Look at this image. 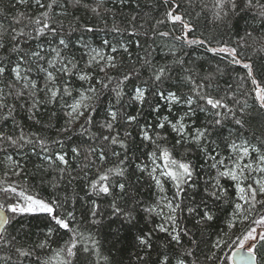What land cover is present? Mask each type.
Masks as SVG:
<instances>
[{
  "label": "snow or ice",
  "instance_id": "snow-or-ice-1",
  "mask_svg": "<svg viewBox=\"0 0 264 264\" xmlns=\"http://www.w3.org/2000/svg\"><path fill=\"white\" fill-rule=\"evenodd\" d=\"M188 2L191 6L192 0ZM165 3L168 4V0ZM21 5L35 6L36 12L13 15L7 27L0 24V51L7 54L0 55V121L7 123L12 120L15 123L16 108L9 103V99H12L25 101L21 107L25 108L28 119L35 124L41 123L36 114L42 106L59 104L65 124L57 129L55 137L25 133L20 124H16L18 132L0 131V153L5 154L7 161L0 178V251L6 252L0 255V264H12L13 255L17 261L28 260L29 264H32L33 258L35 264H93V257L100 255L99 241L91 232L86 236L79 230L77 210L67 195V186L81 178V173L85 180L84 194L78 196V200L85 201L81 216L92 225L102 223L104 212L97 203L99 198L111 199L108 205L110 216L131 223L136 219L133 213L137 207L144 205L142 200L137 199L143 187L141 182L154 189L155 199L152 204L144 205L143 211L148 217L155 215L162 218L155 230L166 233L170 238L169 243L180 246L176 264H186L188 257L195 256L192 248H184L181 233L189 237L192 245L197 243L191 232L181 226V213H187L185 218L195 219L196 225L213 220L206 199L201 200L203 207L194 201L185 203L189 189H196L197 180L204 169H208L204 179V197L214 202L223 200L231 203L234 215L242 211L250 212L257 205L264 207V138L253 136L257 143H252L239 137V130L245 127L243 117L249 108V99L264 113V80L258 81L253 66L243 63L237 47L218 40L217 45L223 46L212 47V41L203 34L190 39L189 33L194 34L195 30L185 20L184 14L178 13L180 4L173 3L169 4L165 19L157 20L156 24L163 25L165 21L173 26L179 24V34L174 30H160L156 26L151 28L159 37H171L177 42L169 48L171 61L155 63L149 46L143 56L136 58L135 63L128 64L122 56L119 59L116 55L105 56L102 51L91 48L83 37L73 45L71 33L81 28L69 24V31H65L62 17H66L71 9L84 8L99 16L103 0H97L94 7L88 0H15V6ZM203 7L207 8L208 5L204 4ZM238 7L237 0H213V19L222 21L236 12ZM243 8L254 10L255 15L264 20V3L261 0H244ZM0 14H3L2 11ZM135 19L132 17L133 21ZM132 28L133 31L128 32L127 28L122 29L114 24L111 31L136 35V26L132 25ZM83 31L92 33L95 30L85 26ZM41 40L45 43H40ZM29 41L37 42L35 49ZM103 44L110 46L108 40H104ZM193 45L203 47L214 56L223 54V57H230L228 64L242 66L247 75L241 77L235 89L229 84L228 89L221 93L218 77L224 74L222 69L218 67L215 72L200 75L194 64L186 66V61L178 54L177 49L182 52L185 46ZM73 46L90 49L86 53L88 58L85 59V55L76 58L72 52ZM110 47L112 53L118 52L117 47ZM119 47L124 53L129 51L123 43ZM137 47H140L139 42ZM145 74L146 79L143 78ZM73 78L80 82L78 89L73 87ZM247 82H250L251 88H245ZM102 95L114 97L115 103L109 100L104 109V118L97 124L93 113L98 112ZM125 96L129 103L138 104L141 108L148 105L151 113L156 115L157 122L141 125L137 115L124 113ZM149 96L156 100L155 104L150 102ZM161 102L167 106L169 114L178 108L177 117L160 116ZM197 113L204 114L206 120L198 122ZM57 115L56 111L51 112L52 117ZM228 124L238 127L230 129L225 135L223 130ZM133 125L139 127V143L149 150L142 153L144 160L130 162L128 138L133 134L128 128ZM77 126L79 135L86 137L81 144H87V140L95 141V144H88L87 147H71L75 158H83L76 166L79 171L70 167L63 151L65 139H71ZM90 126L99 129V134L90 132ZM118 126L123 128V136ZM44 127H55L51 117ZM112 146L122 149L123 155ZM10 148L18 153L30 148L31 154L38 157L40 163L35 171L40 174L42 182L51 174V179L47 180L53 192L51 199L39 197L29 187L12 179L22 176L24 166L7 154ZM109 152L116 157L115 161L109 162ZM194 156L201 159L202 167L199 170ZM74 171L76 175H73ZM65 180L67 185L63 183ZM61 187L66 189L63 197L58 193ZM229 187L234 192L229 193ZM233 195L235 200L229 201ZM118 200H125L132 207L121 208ZM37 214H44L50 221L42 241L26 247L19 243L17 236L6 234L7 226L16 217ZM73 224L77 227H72ZM252 224L255 226L249 227L242 237L233 241L236 250L227 257L232 264H257L259 261V248L264 247V215L254 219ZM227 227L232 229V222H228ZM60 231L67 234L68 239L53 248L50 244L52 235ZM138 242L143 248L151 247L147 234L145 238H138ZM213 258L214 255L207 257L209 260ZM156 264L172 262L167 255H163ZM193 264L197 262L194 260Z\"/></svg>",
  "mask_w": 264,
  "mask_h": 264
},
{
  "label": "trees",
  "instance_id": "trees-1",
  "mask_svg": "<svg viewBox=\"0 0 264 264\" xmlns=\"http://www.w3.org/2000/svg\"><path fill=\"white\" fill-rule=\"evenodd\" d=\"M171 1L172 0H168V4H172ZM180 1L186 5V14L188 17L190 19L195 17L196 21L193 22V27L199 37H201V34H203V37L207 38L212 36L213 38L215 37L219 39V41L227 42L228 45L233 42V39H236L248 47L259 48L264 51V20L256 16L254 10L244 9V0H237L239 7L236 12L231 13L222 21H215L213 19L211 9L213 0H192L191 6L189 5L188 0ZM45 2H47V0H45ZM261 2L264 3V0H261ZM88 3L94 7L97 0H88ZM204 4H207L208 7L204 8ZM166 8L167 5L161 0H103V7L99 10V16L84 8H73L68 12L66 17H62V19L66 32L69 31V24L81 28L80 31L71 33L70 40L73 45H75L76 40L83 37L84 41L87 42L91 48H96V46L101 45L104 36L109 39V36L113 35V37L116 38H114L116 41L118 38L129 49L127 53H124L122 50V52L117 55L118 59L122 56L126 63H135L136 58L138 56H143L144 50L150 46L152 50V59L157 64H163L171 61L172 57L169 53V46H174L177 42L169 38L168 40L172 41L174 45L168 43L169 48L159 47L154 42L156 34L151 31V28L156 26L161 29L162 25H157L156 22L157 20L165 19L164 10ZM0 11L3 13L0 14V24L7 27L12 21L13 15L19 16L21 13H28L31 15L36 12V7H28L24 5L15 6V0H0ZM57 11H60V9H57ZM132 17H135L136 19L133 21ZM114 24L119 25L122 29L127 28L128 32L133 31L132 25H135L138 30L137 34L131 36L128 32H124L122 35L116 34L111 31ZM141 25H143V27H141ZM169 25L170 23L165 21L163 26L168 27ZM85 26L92 27L95 31L92 33L84 32L83 27ZM146 32L148 33L147 36L145 35ZM249 33L251 35H249ZM138 42L140 43V47H137ZM40 43L43 44L45 41L41 40ZM29 44L35 49L37 42L29 41ZM219 46H223V44ZM212 47L217 46L212 45ZM177 51L186 61V66H192L194 64L200 75L207 74L210 71L215 72L218 67L222 69L224 74L218 77L221 93L228 89L229 84L233 85V88L235 89L236 83L240 81L241 77L247 75L239 65L228 64L230 57H223V54L214 56L201 46H185L182 52L179 51V49H177ZM72 52L76 58H79L81 55H85V59L88 58L86 55L88 49L86 48L77 49L73 46ZM107 54L109 55L111 53L107 52ZM0 55L7 54L0 51ZM14 56L15 54H13V59ZM263 62L264 59L258 61V64L260 63L259 72L262 77H264ZM100 75H102V73ZM143 78L146 79L147 74H145ZM73 85L74 88L78 89L80 82L73 78ZM84 87H87V84H85ZM97 87L99 86L97 85ZM245 88H251L250 82L245 83ZM173 90L175 89L173 88ZM109 100H111L112 103H115L114 97H106L105 95L101 96V99L98 102V112L93 113L94 120L97 124L103 120L105 115L104 109L108 106ZM149 100L152 104L156 103V100L151 96H149ZM9 103H13L16 108V111L14 112L15 123L12 120H9L7 123L0 121V131L5 133L18 132L16 124H20L23 126L25 133L31 132L37 136L55 137L53 135H57V129L62 128L65 124V119L63 118L64 115L60 110L59 104H53L47 107L42 106L40 111L36 114L41 123L35 124L28 119V114L25 108L21 107V105L25 104V101L9 99ZM123 103L125 107L122 111L127 114L137 115L139 124L143 125L146 122L154 124L157 122L156 115L151 113L148 105H144L141 108L138 104H131L129 103L127 96H125ZM248 103L249 108L246 109L243 117L245 120V127L239 130V137L240 139H247L252 141V143H257V140H254L253 136L264 138V113L254 106L252 99H249ZM166 109L167 107L161 102L160 116L170 115V118H175L179 114L178 109L174 110L172 114H169ZM53 110L58 113L55 117L51 116ZM197 116L199 118L198 122L206 120L205 115L202 113H197ZM50 117L51 123L54 124L55 127H44V125L48 123ZM237 127L238 126L228 124L223 130L224 134L227 135L230 129ZM118 130L120 131L121 136H123V128L118 126ZM91 131H95L97 135L99 134V129H93L90 126V132ZM128 131L133 134L128 138L129 161L135 162L137 159L144 160L142 153L147 152L149 149L145 145L139 143L140 137L137 135L139 127L133 125L128 128ZM113 134H115V130L113 131ZM169 138L172 139V136ZM85 139L86 137H81L79 135L78 126L77 131L71 134V139H65L64 151L67 154V160L69 161L71 168H76V166L83 160L82 157L78 160L73 156L70 151L71 147L77 145L87 147L88 144H95V141L93 140H87V144H81V141ZM112 147L123 155V150L118 146ZM25 153H27V155H25ZM7 154L12 155L14 160L20 162L24 166L22 176L12 177V179L26 185L34 194H38L39 197L43 199H51L53 192L47 184V180L51 179V174H48L42 182L40 174H37L35 171L40 161L36 155L31 154L30 148L25 149L24 153H18L10 148ZM108 159L109 162H112L116 160V157L112 156L111 152H109ZM6 163L5 154L0 153V176L3 175ZM194 163L197 164L198 170L202 167V162L199 156H194ZM76 171H79V169L76 168ZM76 171L73 172V175H76ZM207 171L208 169H204L203 174L199 176L196 189H189L185 203L187 204L194 201L196 205L203 207L201 200L206 199L208 210L213 215V220L201 225H196L195 219L192 217L185 218L187 213H181V226L188 229L191 232L192 238L197 242L196 245H192L189 237L183 236L181 233L184 248H192L195 252L194 257L190 256L187 258L186 264H193L194 260L197 264H231L230 260L227 259L229 256L222 254L220 243L221 241H226L225 245H227V243L233 241L239 230V222L232 223L233 228L228 229L227 224L228 222H231L233 216L232 204L226 203L223 200L214 202L213 200L204 197V179ZM80 176L81 178L76 179L71 185L67 186V195L77 210L76 216L77 221L79 222V230L83 231L86 236L91 232L99 241L98 251L100 255L98 258L93 257V264H156L158 259L163 258V255H167L172 264H176L177 254L181 251L180 246L176 245L174 242L169 243L170 238L166 233H160L155 230L158 226V221L155 218V215L148 217V214L143 211V206L152 204L155 199L154 189H150L146 182H141L143 183V187L140 189L137 199L142 200L144 205L137 207L136 211L133 213L136 219L131 223H124L123 218L110 216L111 209L108 205L111 203V199L109 198L106 200L104 198H99L97 203L100 205V210L104 212V215L101 218L102 223L99 225H92L88 220L82 219L81 216V212L85 207V201L78 200V196H83L84 194L82 189L85 187V180L82 178L83 173H81ZM63 183L67 185L66 180ZM228 191L229 193H232L234 192V189L229 187ZM65 192L66 189L64 187H61V189L58 190L61 197L65 195ZM234 200V195L229 197V201ZM118 203L121 208L132 207V204L126 203L125 200H118ZM259 206L260 205H257L256 207ZM262 210H264V208H261V210L257 212L258 214L253 212L254 215L251 217L253 218L252 221L258 219L260 215H264V211ZM196 218L198 219L199 217ZM49 226L50 221L44 214H37L35 216H18L7 226L8 233H6L17 236L20 244L26 247H31L45 238V233ZM74 226L77 227L76 224H73L72 227ZM145 234H147V238H149L151 245L150 248H143L139 245L138 238H145ZM56 239L67 240L68 235L64 234L62 231L54 232L50 241L51 247L53 248L56 244ZM217 244L218 246L214 247V245ZM37 251H39V249H37ZM211 252V256L214 255V258L209 260L207 257ZM3 254H6V252L0 251V255ZM139 257H144L145 259L141 260ZM262 260L263 262L260 259L261 262L258 261V263L264 264V252ZM12 264H29V261H17V258L13 255ZM32 264H35L34 258Z\"/></svg>",
  "mask_w": 264,
  "mask_h": 264
},
{
  "label": "rangeland",
  "instance_id": "rangeland-1",
  "mask_svg": "<svg viewBox=\"0 0 264 264\" xmlns=\"http://www.w3.org/2000/svg\"><path fill=\"white\" fill-rule=\"evenodd\" d=\"M161 1H163V2H165V0H161ZM172 2V4L173 3H179L180 4V8L179 9H177V11H178V13H180V14H184V18H185V20L186 21H188L189 23H190V25L193 27V22L194 21H196V19H195V17L193 18V19H190L189 17H188V15L186 14V5H184V3L183 2H181L180 0H172L171 1ZM165 5H167V8L164 10L165 12L168 10V6H169V4H166L165 3ZM164 25V24H163ZM162 25V27H161V29L160 30H163V31H169V29L170 30H174L175 31V33L176 34H179V32H180V29H181V26L179 25V24H177V25H175V26H173L171 23H170V25L168 26V27H165V26H163ZM194 28V27H193ZM166 29V30H165ZM115 37H113V35L111 36H109V39L108 38H106L105 36H104V40H108L109 41V45L110 46H115V47H117V49H118V52L117 53H112L111 52V47L110 46H105L104 44H103V41L104 40H102L101 41V45H98V46H96V49H98V50H100V51H102L103 53H104V55L105 56H107L108 54H107V52H109V53H111V54H109V55H119V53L120 52H122V49H120V47H119V43H122L118 38H117V41L114 39ZM171 38V37H170ZM189 38L190 39H193V38H199V36H198V34L194 31V34L193 33H189ZM215 38V37H214ZM112 39V40H111ZM169 39V38H168ZM168 39H165V38H161V37H159V35L158 34H156L155 35V37H154V42H155V44H157L159 47H163V48H169V47H172L171 45L168 47V43H172V45H174V43L172 42V41H169ZM209 40H211L212 41V43H211V46L213 45H216V46H219V45H217V43H216V41L218 40L219 41V39H217V38H215V39H213V37L211 36V37H209L208 38ZM171 40H173L174 41V39L173 38H171ZM228 46H231V47H237V50L241 53V59H242V61H243V63H249V64H251L252 66H253V70H254V74H255V76H256V78L258 79V81L259 80H264V77H262V75H261V73L259 72V65H260V63L258 64V61H262L263 59H264V51H262V50H260L259 48L257 49V48H252V47H248L247 45H245L244 43H241L240 41H237L236 39H233V42H231V44L230 45H228ZM239 46V47H238ZM88 51H90V49H88ZM264 63V62H263ZM246 73H247V71L242 67V66H240ZM103 75V74H102ZM34 78H36V77H34ZM73 87H74V85H73ZM86 88V87H85ZM106 97L108 96V95H105ZM69 102H71L70 100H69ZM163 103V102H162ZM164 104V103H163ZM165 105V104H164ZM166 106V105H165ZM167 107V106H166ZM175 107V106H174ZM178 109V108H177ZM166 111H167V109H166ZM63 115H64V113H63ZM64 122H65V120H64ZM53 136H56V134H54ZM241 140H243V139H241ZM57 150H59V149H57ZM63 151H64V149H63ZM64 153L66 154V152L64 151ZM66 159H67V154H66ZM2 176L3 175H1L0 176V178H2ZM16 181V180H15ZM18 182V181H17ZM20 183V182H19ZM23 185V184H22ZM262 199H264V198H262ZM261 208L263 209L264 207H262V206H259V207H256V208H254V209H252L250 212H247V211H242L239 215H234L233 214V216H232V219H231V222L232 223H235V222H239V224H238V227H239V230L237 231V234L235 235V238L233 239V241H236L238 238H240V237H242L243 236V234L248 230V228L249 227H251V226H255V225H253L252 224V219L253 218H251L252 217V215H254L253 214V212L256 214L259 210H261ZM245 209H247V206H245ZM262 211H264V210H262ZM261 211V212H262ZM250 214V215H249ZM258 214V213H257ZM155 218L157 219V221H158V225L162 222V218H160V217H157V216H155ZM241 220V221H240ZM73 226V225H72ZM74 227H76V226H74ZM8 233V232H7ZM6 233V234H7ZM56 241V244H55V246L54 247H56L57 245H60V244H63V242L65 241V239H63V240H61V239H56L55 240ZM233 241H231L230 243H227V245H225L226 244V241H221V243H220V247L222 248V254H224V255H228V256H230L231 255V253L234 251V250H236V245L235 244H233ZM225 245V246H224ZM263 252H264V248L263 247H260L259 248V251H258V256H259V258L261 259V261L263 262V260H262V255H263ZM212 255V252H211V254L209 255V256H211ZM208 256V257H209ZM260 259H259V261H260ZM260 261V262H261ZM263 264V263H262Z\"/></svg>",
  "mask_w": 264,
  "mask_h": 264
},
{
  "label": "water",
  "instance_id": "water-1",
  "mask_svg": "<svg viewBox=\"0 0 264 264\" xmlns=\"http://www.w3.org/2000/svg\"><path fill=\"white\" fill-rule=\"evenodd\" d=\"M234 251H235V250H234ZM234 251H233V252H234ZM244 251H246V249H244ZM230 262H231V264H232V261H231V260H230Z\"/></svg>",
  "mask_w": 264,
  "mask_h": 264
},
{
  "label": "flooded vegetation",
  "instance_id": "flooded-vegetation-1",
  "mask_svg": "<svg viewBox=\"0 0 264 264\" xmlns=\"http://www.w3.org/2000/svg\"><path fill=\"white\" fill-rule=\"evenodd\" d=\"M257 264H259V263L257 262Z\"/></svg>",
  "mask_w": 264,
  "mask_h": 264
}]
</instances>
